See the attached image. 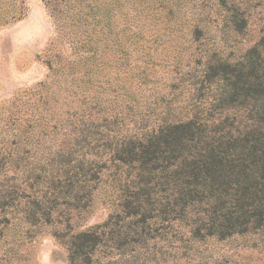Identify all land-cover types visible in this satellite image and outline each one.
<instances>
[{"label":"rangeland","instance_id":"rangeland-1","mask_svg":"<svg viewBox=\"0 0 264 264\" xmlns=\"http://www.w3.org/2000/svg\"><path fill=\"white\" fill-rule=\"evenodd\" d=\"M263 37L264 0H0V264H69L68 235L116 211L109 180L84 209L48 203L52 175L36 165L66 139L67 113L83 95L97 90L98 104L113 114L131 97L124 90L147 99L163 92L182 118L202 94L168 83L200 75L205 61H237ZM79 57L97 76L72 92L68 66ZM45 193L50 220L29 205ZM152 237L119 254L104 245L89 264H264L261 233L193 240L181 229Z\"/></svg>","mask_w":264,"mask_h":264},{"label":"trees","instance_id":"trees-1","mask_svg":"<svg viewBox=\"0 0 264 264\" xmlns=\"http://www.w3.org/2000/svg\"><path fill=\"white\" fill-rule=\"evenodd\" d=\"M73 62L72 92L86 89L90 76H97L81 57ZM201 66L200 75L189 72L168 83L169 89L202 94V104H193L182 118L175 117L176 99L155 91L147 99L124 90L131 97L106 114L96 90L67 113L61 133L66 139L56 144L51 159L36 163L52 175L48 203L84 209L108 180L116 201L105 223L68 235L69 264H89L109 243L118 254L143 247L157 231L186 229L193 240L261 233L264 240V37L237 61L217 58ZM46 195L29 205L31 214L50 220L42 207Z\"/></svg>","mask_w":264,"mask_h":264}]
</instances>
